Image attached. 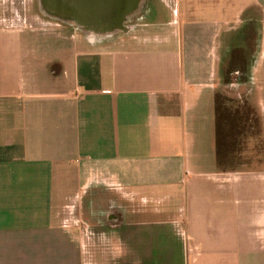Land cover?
<instances>
[{"label": "crops", "instance_id": "1", "mask_svg": "<svg viewBox=\"0 0 264 264\" xmlns=\"http://www.w3.org/2000/svg\"><path fill=\"white\" fill-rule=\"evenodd\" d=\"M2 5L0 264H264V0H157L122 36L114 11L34 29ZM218 94L257 117L221 148Z\"/></svg>", "mask_w": 264, "mask_h": 264}, {"label": "rangeland", "instance_id": "2", "mask_svg": "<svg viewBox=\"0 0 264 264\" xmlns=\"http://www.w3.org/2000/svg\"><path fill=\"white\" fill-rule=\"evenodd\" d=\"M35 0H3L0 4H3V10L4 11V17H6V19L8 17H10V19H12L16 25L18 26H24L26 24H30L32 28L34 29H42L43 26H45V21H47V23L49 22L45 17H47V10H46V4L44 3L43 0H37L36 2V10L33 7V4ZM151 2V3H150ZM146 3L151 4L152 6L156 5L157 0H147ZM160 3V2H159ZM141 2L139 1L140 5ZM165 12V11H164ZM152 14V12H151ZM164 16V15H163ZM161 16H157L155 14H152L151 16H147L144 14V12H141L140 14H136L134 16H132L131 18H129L128 20H124L122 25H120L118 27L117 30H115L118 34V36H122L124 32L128 31V30H132V31H137V30H143V33H147L148 31H152V30H157V26L160 25V23L162 22ZM192 17H194L193 19H202V16H192L191 15H184L182 14L180 16V18L182 20L185 21H192ZM164 18H168V19H173V16L168 14L165 15ZM49 27V24H47V28ZM54 28V27H53ZM37 34H40V32H36ZM53 34H55L56 32H52ZM52 37H55L52 36ZM56 38H54V41H57ZM69 187L68 190H72L73 189V185L74 183H72V181H75V176L73 174H70L69 176ZM69 191V199H70V203H73L72 201H74L76 198V192L73 191ZM71 206V205H70ZM71 212V211H70ZM68 211H65V216H67ZM140 228V227H139Z\"/></svg>", "mask_w": 264, "mask_h": 264}, {"label": "flooded vegetation", "instance_id": "3", "mask_svg": "<svg viewBox=\"0 0 264 264\" xmlns=\"http://www.w3.org/2000/svg\"><path fill=\"white\" fill-rule=\"evenodd\" d=\"M141 2L140 5L137 6L132 12H130L125 19L128 20L132 16L136 14H140L141 12H146L152 6L151 4L146 3L147 0H139ZM107 4L108 14L111 11H114V0L104 1ZM151 3V2H150ZM105 4V5H106ZM139 4V2H138ZM101 7V0H63V6H57L56 0H46V10L48 12L47 15L65 20V22L71 24L72 22H76L78 16H76V11H82L81 13L86 14L88 16H98L96 14ZM87 10L84 13V10ZM105 12V15H107ZM112 18V17H111ZM250 58V53L248 51L242 50V48L234 47L229 56V61L223 70V81L224 83H229L233 85L237 82H243L247 77V65L248 60ZM237 81V82H236ZM242 132V131H241ZM111 216L118 218L116 221H119V212L111 211ZM109 215V216H110ZM108 216V218H109ZM106 220V219H105ZM114 221L111 220L110 224H113Z\"/></svg>", "mask_w": 264, "mask_h": 264}, {"label": "trees", "instance_id": "4", "mask_svg": "<svg viewBox=\"0 0 264 264\" xmlns=\"http://www.w3.org/2000/svg\"><path fill=\"white\" fill-rule=\"evenodd\" d=\"M226 101L231 102V100H226L225 98H223L220 94L217 95L216 97V103L217 105V123H218V127H217V132H218V147L221 148L222 145L220 144L221 138L223 137V139L230 134L229 136L234 135L233 132H235L237 127H234L233 129H229V131L226 130V128H222V125H235L237 122L242 121L244 123L243 128H240L242 133L245 134H253L252 129L253 126L257 124V117L255 116V114H251V112L248 111V108H244L239 107V106H235L233 107V109L230 110H225L224 107H222L223 105L221 103H224ZM247 106V105H246ZM248 126V129H246V127ZM227 132V133H226ZM235 137V136H234Z\"/></svg>", "mask_w": 264, "mask_h": 264}, {"label": "water", "instance_id": "5", "mask_svg": "<svg viewBox=\"0 0 264 264\" xmlns=\"http://www.w3.org/2000/svg\"><path fill=\"white\" fill-rule=\"evenodd\" d=\"M46 4V0H43ZM57 6L62 7L63 6V0H56ZM108 0H101V7L99 8L98 12L96 14L104 16L105 12L107 13L108 10L107 4L104 2ZM139 0H114V20L117 24L124 21L125 16H127L130 12H132L134 9L137 8ZM106 4V5H105ZM84 10V9H83ZM87 10H84V13ZM82 11H76V16H79ZM100 21H105V17H102ZM103 23V22H102Z\"/></svg>", "mask_w": 264, "mask_h": 264}, {"label": "bare ground", "instance_id": "6", "mask_svg": "<svg viewBox=\"0 0 264 264\" xmlns=\"http://www.w3.org/2000/svg\"><path fill=\"white\" fill-rule=\"evenodd\" d=\"M81 18V17H80Z\"/></svg>", "mask_w": 264, "mask_h": 264}]
</instances>
